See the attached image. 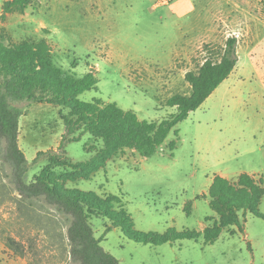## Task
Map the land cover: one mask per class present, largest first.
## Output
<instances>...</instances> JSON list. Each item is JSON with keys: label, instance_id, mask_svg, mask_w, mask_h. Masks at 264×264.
Returning a JSON list of instances; mask_svg holds the SVG:
<instances>
[{"label": "rangeland", "instance_id": "obj_1", "mask_svg": "<svg viewBox=\"0 0 264 264\" xmlns=\"http://www.w3.org/2000/svg\"><path fill=\"white\" fill-rule=\"evenodd\" d=\"M6 1L0 0V17ZM0 35L6 46L44 41L57 66H75L79 76L96 72L97 90L81 101L116 103L149 122L175 114L168 101L190 94L186 74L219 60L227 40L236 38L232 75L154 156L126 149L89 177L68 167H53L51 175L68 190L119 198L114 211H125L133 226L116 228L100 215L92 223L101 246L121 264H264V219L241 212L244 232L227 228L214 244L202 234L219 221L209 206L216 176L264 180V0H37L23 14L0 20ZM22 107L19 143L27 160L61 153L67 110L49 103ZM102 145L86 134L64 152L84 162ZM48 165L47 157L32 165L29 181ZM258 209L264 214V197ZM67 230V218L53 207L21 201L0 157V264H79L71 259ZM150 232L202 236L164 245L134 241L136 233Z\"/></svg>", "mask_w": 264, "mask_h": 264}, {"label": "trees", "instance_id": "obj_2", "mask_svg": "<svg viewBox=\"0 0 264 264\" xmlns=\"http://www.w3.org/2000/svg\"><path fill=\"white\" fill-rule=\"evenodd\" d=\"M37 0H8L4 3L0 20L9 14H23ZM239 62L237 39L229 38L219 60L208 59L197 72H188L186 81L191 87L189 95L176 94L168 106L176 113L160 122L141 120L132 110H124L116 103L100 99L90 102L79 97L97 90L96 72L90 70L82 76L65 70L53 61L51 48L44 41H32L6 46L0 35V157L9 165L11 181L21 201H43L63 214L68 220L67 238L70 256L79 264H121L102 246L97 238L92 219L96 215L108 218L113 227L133 226L125 211H114L119 198L103 200L92 193L68 190L52 178L53 167H68L89 177L99 171L115 153L126 149L151 158L166 143L177 125L198 110L204 102L234 72ZM49 103L67 110L63 116L65 135L55 151L40 152L29 162L19 143V124L24 115L23 104ZM178 135V131L175 132ZM89 134L102 142V148L88 161L75 162L66 156L67 143L79 142ZM176 142L170 144V150ZM47 157L48 167L29 181L31 166ZM209 206L219 221L202 233L206 244H214L222 232L237 226L244 232L241 222L247 213L264 219L259 205L264 197V180L243 173L235 182L216 176L210 188ZM112 231L108 228L106 234ZM198 232L136 233L134 241L143 244L164 245L184 239L197 240ZM12 241V240H11ZM13 241L10 246L15 245ZM19 253L21 250L15 248Z\"/></svg>", "mask_w": 264, "mask_h": 264}]
</instances>
